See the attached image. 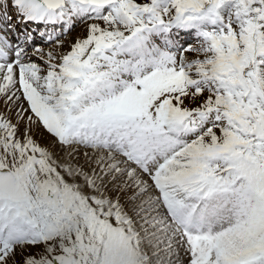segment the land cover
<instances>
[{"label": "snow or ice", "instance_id": "obj_1", "mask_svg": "<svg viewBox=\"0 0 264 264\" xmlns=\"http://www.w3.org/2000/svg\"><path fill=\"white\" fill-rule=\"evenodd\" d=\"M0 264H264V0H0Z\"/></svg>", "mask_w": 264, "mask_h": 264}]
</instances>
